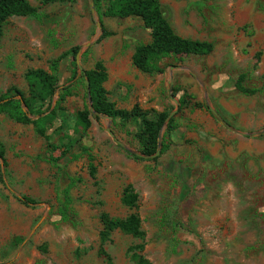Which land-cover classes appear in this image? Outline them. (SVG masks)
Wrapping results in <instances>:
<instances>
[{
    "label": "rangeland",
    "instance_id": "1",
    "mask_svg": "<svg viewBox=\"0 0 264 264\" xmlns=\"http://www.w3.org/2000/svg\"><path fill=\"white\" fill-rule=\"evenodd\" d=\"M28 1L45 16L41 21L12 16L4 25L0 96L10 93L18 98L16 91H20L29 98L25 72L34 68L50 72L52 59L78 45L83 49L84 69L103 61L108 100L116 108L136 106L139 115L95 118L84 79L74 81L63 99L55 95L49 109L47 104L42 107L46 137L33 123L0 113V143L6 159L5 165L0 159V264H131L127 250L135 244L143 245L142 253L151 264H264V123L257 125L264 119V89L244 94L234 86L241 73L247 86L260 85L264 0H160L175 32L211 41L214 47L206 55L164 58L159 62L162 71L152 74L138 70L131 61L135 47L150 40L149 29L139 17L106 15L103 0L97 5L92 0L93 12L91 0H56L46 5ZM97 19L112 32L101 40ZM60 75V82H67L68 61L60 64ZM170 95L178 101L173 115L176 128L191 120L189 115L199 108L215 118L220 128L215 133L224 140L214 149L210 144L216 157L206 158L205 145L194 134L184 131L182 139H173L176 128L166 134L167 146L155 159H135L108 133L109 127L127 147L143 153L139 142L143 119L155 120L159 112L173 110ZM241 97L250 108L245 115V122L251 123L245 140H252L257 152L234 155L229 147L232 129L210 107L231 126L236 117L222 104L233 106ZM32 106L37 108L39 103ZM86 109L88 127L77 116ZM165 129L166 124L161 134ZM83 146L94 155V177ZM70 178L77 180L69 187L71 211L63 221L59 211ZM126 185L138 195L134 207L121 202ZM20 195L37 203L24 204L17 198ZM102 212L111 217L136 213L143 235L114 229L101 245ZM100 246L109 260L98 253Z\"/></svg>",
    "mask_w": 264,
    "mask_h": 264
},
{
    "label": "trees",
    "instance_id": "2",
    "mask_svg": "<svg viewBox=\"0 0 264 264\" xmlns=\"http://www.w3.org/2000/svg\"><path fill=\"white\" fill-rule=\"evenodd\" d=\"M56 0H41V5L49 4ZM96 5L98 1L95 0ZM107 2L104 13L109 16L116 15L124 18L128 16L139 17L145 28L149 29L150 40L146 43L138 44L131 56L132 64L144 73H160L162 68L159 64L160 60L177 55H206L213 50V43L208 40H199L184 37L173 29L170 22L163 15L161 11L160 0H103ZM12 16H31L41 21L45 13L41 12L38 7L32 5L28 0H0V38L3 33L4 25ZM112 32L106 29L101 23V33L98 40L110 35ZM81 47L78 45L72 46L56 58L52 59L49 64L50 72L41 68L28 69L24 77L27 81L30 97L25 98L20 91H16L24 101V107L21 101L15 94L6 93L0 96V113H6L10 118L18 122L33 123L35 130L46 137L45 128L41 123L43 120L44 110L42 107L47 104L46 110L50 108L52 100L55 95H59L61 99L71 93L72 83L78 79H84L86 86V79L89 82L91 105L94 111L95 118L100 115L106 117L111 116L112 119L133 118L139 115L138 109L133 107L131 110L116 108L114 102L107 98V90L103 86V82L107 79V70L102 60H97L91 69H84L79 73L75 57ZM64 61L69 62L71 75L67 82H60V64ZM79 75V77H78ZM260 85L247 86L245 84V74L238 75L235 81V88L244 94H254L264 89V73L259 77ZM39 103V107L34 108L32 104ZM195 106H200L195 103ZM182 107V102L179 100V109ZM89 110H80L77 112L79 120L84 127H88L90 121L88 119ZM168 111H162L157 114L155 120L143 119V130L139 135V142L142 145V152L146 154L153 153L158 145V138L161 139V152L167 146L166 134L172 129L176 128L174 123V116H172L166 123V129L161 134V129L164 125ZM33 115L35 117H33ZM4 147L0 143V159L5 165L6 159L4 155ZM82 152L86 154L89 166V174L94 177L96 173V165L94 164V155L90 152L87 146L82 147ZM135 159H142L135 153H132ZM155 159V158H153ZM56 159L51 158V161ZM76 178H70V183L64 188V201L62 202L59 214L63 221L68 220L71 211V197L69 195V187L75 183ZM18 200L27 205H35L37 201L30 196H17ZM138 195L130 185H126L122 189L121 202L127 207H134L137 204ZM100 219L103 224V231L101 232L100 242L107 239L108 234L114 230L131 234L135 237H141L143 232L140 228V219L136 213H130L125 217H111L108 213L102 212ZM143 245L135 244L128 248L129 260L131 264H151L150 261L142 253ZM99 254H105L103 248L100 246ZM109 260L107 254H105Z\"/></svg>",
    "mask_w": 264,
    "mask_h": 264
},
{
    "label": "crops",
    "instance_id": "3",
    "mask_svg": "<svg viewBox=\"0 0 264 264\" xmlns=\"http://www.w3.org/2000/svg\"><path fill=\"white\" fill-rule=\"evenodd\" d=\"M172 78V77H171ZM173 82V78H172ZM166 84V81H165ZM171 79H170V85H171ZM239 93V92H238ZM156 96V99L157 100ZM236 102L233 104V106H224L222 104L223 110H227L228 112H231L233 115H235V121L231 123L233 126L231 136H230V142H229V147L231 153L234 155L239 152H257L256 149H254L253 141L252 140H245L248 136L246 135L247 131L246 129L251 126V123H246L245 118L246 114L249 113V109H247L246 105L243 103L242 97L240 99L235 100ZM155 106L160 108V105H157L155 103ZM162 106V105H161ZM221 108V110H222ZM161 110H163L161 108ZM219 111V110H218ZM191 120L185 121L183 125L177 126L175 129V136L171 134V138L173 135V139H182L183 132L186 131L188 136H191L194 134L195 139L199 140L200 143H203L205 145V149H203L204 154L206 158L216 157L214 153L209 149L210 144L213 145L211 148H215L218 146H221L224 140L221 136H219L217 133L220 130L219 125L216 124L215 118L213 116L206 112L205 110H201L200 108L198 110L193 111L189 115ZM264 123V119L257 122V125H260ZM236 129H235V128ZM191 131H187V130ZM234 131V132H233ZM210 132H214L210 133ZM222 140V141H221Z\"/></svg>",
    "mask_w": 264,
    "mask_h": 264
},
{
    "label": "water",
    "instance_id": "4",
    "mask_svg": "<svg viewBox=\"0 0 264 264\" xmlns=\"http://www.w3.org/2000/svg\"><path fill=\"white\" fill-rule=\"evenodd\" d=\"M91 9H92V12L94 11V7H93V2L91 0ZM96 25L98 27V29H101V22L100 20H96ZM96 39V38H95ZM95 39L93 40H90L88 41L87 43H85L83 45V48H86L88 47ZM82 47L79 49L78 53L76 54V57H75V61H76V65H77V68H78V71L79 72H82L84 70V68L82 67L81 63H80V54L82 52ZM171 83H172V78H171ZM86 89H87V94H88V100H89V108L90 110H92L95 114H98L97 111H94L93 108H92V105H91V98H90V88H89V82L88 80L86 79ZM18 98L20 99L21 101V105L24 106V101L23 99L21 98V96H18ZM170 98L175 102V108L173 110H171L168 115L166 116L165 118V121H164V125L163 127L165 126V124L168 122V120L175 114V112L177 111L178 109V101L177 99H175V97H173L172 95H170ZM210 110L211 112L226 126H228L229 128L233 129V127H231L220 115L219 113L213 109L212 107H210ZM108 119H112L111 116H108ZM162 127V129H163ZM107 131L108 133L111 135V137L115 140V142L119 145H121L122 147L126 148L127 150H129L130 152H133L135 154H137L138 156H141V157H145V158H154V157H157L159 154H160V151H161V139L160 137L158 138V145H157V148L156 150L153 152V153H150V154H144V153H140V152H136V151H133L132 149H130L129 147H127L123 142H121L120 140H118L116 138V136L114 135V133L111 131V129L108 127L107 128ZM161 133V132H160Z\"/></svg>",
    "mask_w": 264,
    "mask_h": 264
}]
</instances>
